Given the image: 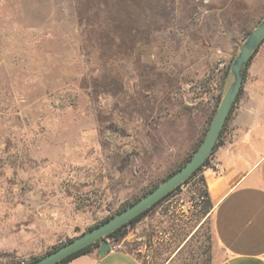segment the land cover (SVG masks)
<instances>
[{
    "label": "rangeland",
    "instance_id": "obj_1",
    "mask_svg": "<svg viewBox=\"0 0 264 264\" xmlns=\"http://www.w3.org/2000/svg\"><path fill=\"white\" fill-rule=\"evenodd\" d=\"M263 18L264 0H0V248L59 245L159 185L203 138ZM200 189L182 184L113 249L210 264ZM30 256L0 249V264Z\"/></svg>",
    "mask_w": 264,
    "mask_h": 264
},
{
    "label": "crops",
    "instance_id": "obj_2",
    "mask_svg": "<svg viewBox=\"0 0 264 264\" xmlns=\"http://www.w3.org/2000/svg\"><path fill=\"white\" fill-rule=\"evenodd\" d=\"M201 176L212 205L210 264H264V42L246 69L221 144ZM23 242L27 241L12 239L0 249L23 256L45 251L37 255L41 256L55 246L49 240L31 247ZM67 264L140 263L132 254L112 247L102 257L97 248Z\"/></svg>",
    "mask_w": 264,
    "mask_h": 264
},
{
    "label": "water",
    "instance_id": "obj_3",
    "mask_svg": "<svg viewBox=\"0 0 264 264\" xmlns=\"http://www.w3.org/2000/svg\"><path fill=\"white\" fill-rule=\"evenodd\" d=\"M263 40L264 18L248 34L245 41L242 43L237 56L233 59L229 69L232 81L225 91L202 141L180 169L170 175L167 179L163 180L152 191L106 221L87 230L81 235L74 237L68 243L47 253L30 264H56L71 254L97 242L98 255L99 257L104 256L112 250V244L107 239L108 235L150 209L158 201L167 196L177 187H180L190 176H192V174L211 157L229 112L242 88L244 72L250 58L259 48Z\"/></svg>",
    "mask_w": 264,
    "mask_h": 264
},
{
    "label": "trees",
    "instance_id": "obj_4",
    "mask_svg": "<svg viewBox=\"0 0 264 264\" xmlns=\"http://www.w3.org/2000/svg\"><path fill=\"white\" fill-rule=\"evenodd\" d=\"M263 42H264V40L261 42V44H262ZM261 44H260V45H261ZM259 47H260V46H259ZM257 50H258V49H257ZM257 50H256V51H257ZM256 51L252 54V56H251V58H250V61H251L252 57L254 56V54L256 53ZM250 61H249V63H250ZM249 63H248V65H249ZM248 65H247V67H248ZM246 69H247V68H246ZM245 73H246V70H245V72H244L243 81H244V79H245ZM241 91H242V88H241V90H240V92H239V94H238V96H237V98H236L234 104L236 103V101H237V99H238V97H239ZM233 106H234V105H233ZM233 106H232V108H231V110H230V112H229V115H228V117H227V119H226V122H225V124H224V127H223L221 133H220V136H219V138H218V140H217V143L215 144V147H214L213 152H214V151L216 150V148L221 144V138H222V135H223V131H224L225 127H226L227 120H228L229 116L231 115V112H232ZM211 120H212V118H211ZM209 125H210V124H209ZM204 135H205V134H204ZM203 137H204V136H203ZM202 139H203V138H202ZM202 139L199 140L198 144L195 146V149L193 150V152L191 153V155H192V154L194 153V151L197 149V147L199 146V144H200V142L202 141ZM213 152H212V154H213ZM191 155H189V156H188V157H187L182 163H180L176 168H174L172 171H170V173L165 177V179H167L170 175H172L174 172H176L178 169H180V168L185 164V162L191 157ZM211 156H212V155H211ZM210 161H211V157H210L209 159H207V160L204 162V164H203L200 168H198V169L192 174V176H190V177H189V178L183 183V184H186V183H188V182H190V181H192V180H197L198 182H200L201 189H200V192H199V198L203 201L204 211H205V212H209V210L212 208V205H211V202H210V199H209V196H208V192H207V190H206V188H205L204 180H203V177L201 176V172H202V170H203L205 167H209V166H210ZM165 179H163V180H165ZM163 180H162V181H163ZM156 186H158V184L153 185V186L148 190L147 193H149L150 191H152ZM178 188H179V187H177L175 190H173L172 192H170L167 196H165V197L162 198L160 201H158V202H157L155 205H153L150 209H148V210L145 211L144 213L138 215L137 217H135L134 219H132L129 223H127L126 225H124V226L118 228V229L115 230L113 233H111L110 235H108V236H107V239L109 240V242H110L111 244H112V243H118V242H120V241L126 236V234L128 233V230H129V229L134 228V227L136 226V224H137L138 222H140V221H141V220H142V219H143V218H144V217H145V216H146L151 210H153L155 207H157L158 205H160L164 200H166L169 196H171V195H172V194H173ZM147 193H145V195H146ZM139 199H140V198H139ZM137 200H138V199H134L132 202L128 203L127 205H124L123 207H121V208L119 209V211H121V210H123L124 208L128 207L130 204L134 203V202L137 201ZM119 211H118V212H119ZM110 217H112V216L110 215V216L106 217L105 219L101 220L99 223L94 224L92 227L88 228L87 230H89V229H91V228L97 226L98 224H100V223L106 221V220L109 219ZM72 239H73V238H72ZM70 240H71V239H68V240L65 241L64 243H61V244H59V245H55V246L51 247V248H50V249H49L44 255H46L47 253H49V252H51V251H53V250L59 248V247L62 246V245L68 243ZM97 248H98V242L95 243V244L89 245V246H87V247H85V248H83V249H81V250H79V251H77V252L71 254L70 256H68L67 258L63 259L61 262L56 263V264H67L68 262L72 261L73 259H75V258H77V257H80V256H82V255H86V254L92 252L94 249H97ZM44 255H41V256H31V257H29V258L26 260V262H25L24 264H30V263H32L33 261H35V260L41 258V257L44 256Z\"/></svg>",
    "mask_w": 264,
    "mask_h": 264
},
{
    "label": "built area",
    "instance_id": "obj_5",
    "mask_svg": "<svg viewBox=\"0 0 264 264\" xmlns=\"http://www.w3.org/2000/svg\"><path fill=\"white\" fill-rule=\"evenodd\" d=\"M221 66L220 67H218V68H216L215 70H214V72H213V77L215 78V80H211V83H210V85H209V90H205L204 91V95L205 96H207V100L209 99V98H211L212 99V101H213V98H216L217 97V78H218V74H219V72H220V70H221ZM201 89H203V88H201ZM26 262V260H20L19 262H18V264H24Z\"/></svg>",
    "mask_w": 264,
    "mask_h": 264
}]
</instances>
